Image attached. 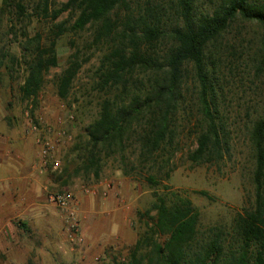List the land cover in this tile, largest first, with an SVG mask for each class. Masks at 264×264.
Returning <instances> with one entry per match:
<instances>
[{
	"label": "trees",
	"instance_id": "1",
	"mask_svg": "<svg viewBox=\"0 0 264 264\" xmlns=\"http://www.w3.org/2000/svg\"><path fill=\"white\" fill-rule=\"evenodd\" d=\"M1 2L5 10H15L18 20L28 16V8L51 22L64 12L69 16V21L50 26L46 41L40 34L29 37L26 33L18 41L25 71L18 86L22 100L36 101L46 74L58 65L56 41L63 34L90 30V49L102 52L91 86L100 96L97 116L85 127L87 143L79 166L83 175L97 179L103 158L118 155L126 161V143L133 135L139 161L149 163V168L159 173L178 150L177 138L184 122L185 126L192 125L190 133H194L195 148L187 154L191 163L217 164L224 159L231 138L220 100L222 80L225 69L234 63L233 57L240 56L237 53L244 48L228 37L244 24L264 27V2ZM12 29L13 24L11 33ZM252 45L251 67L254 77L260 79L264 76V33ZM88 59L76 50L56 76L60 100H67L76 74ZM16 61L13 58L12 62ZM247 139L253 200L235 213L228 226L202 229L200 212L188 197L154 190L149 208L140 214L147 218L145 229L129 250L126 262L118 264H264V94L259 110L248 120ZM81 147L75 144L72 149ZM66 171L63 168L57 173L58 179L63 178L60 188L67 186ZM170 171L165 172L167 178ZM147 180L152 186L160 183L153 174Z\"/></svg>",
	"mask_w": 264,
	"mask_h": 264
},
{
	"label": "rangeland",
	"instance_id": "2",
	"mask_svg": "<svg viewBox=\"0 0 264 264\" xmlns=\"http://www.w3.org/2000/svg\"><path fill=\"white\" fill-rule=\"evenodd\" d=\"M54 1L58 5L67 0ZM27 14L28 16L18 20L15 10H5L0 0V131H8L14 136L25 131L35 141L36 133L33 135L30 132L31 126H35L52 141L53 154L60 162V170H67L64 173L67 186H58L52 190L71 189L77 200V211L79 194L94 196L89 207L92 209L97 204L100 208L91 221L96 224L98 231L105 228L106 241L98 243L99 238L96 237L99 233L90 234L93 245L86 247L82 245L85 237L81 233L82 241L74 242L72 249L82 246L86 254L83 252V260L73 264L125 263L129 250L145 229L147 218L140 214L149 208L154 190L175 192L188 197L200 212L199 224L202 229L212 225L228 226L235 213L252 202V157L247 127L248 120L261 106L264 76L260 79L254 77L250 49L254 47L252 42L261 39L263 26L244 24L234 30V35L230 34L228 37L230 41L244 48L238 51L239 57H233L234 63L230 69H225L226 74L222 80L224 93L220 100L230 131L231 148L221 162L196 165L188 160V152L195 148L194 133H190L192 125L185 126L184 122L177 138L178 150L170 164L159 173L156 174L155 168H149V163L142 164L139 161L138 143L133 135L126 143L127 160L122 161L118 155L103 158L100 175L95 179L92 175H83L79 166L87 143L85 127L96 118L98 112L100 95L91 86L102 52L90 49V30L63 34L56 41L58 65L50 68L46 74L44 87L38 93L36 101L22 100L18 86L23 82L25 71L18 41L25 38L24 33L29 37L40 34L43 41H46L51 25L63 20L69 21L67 12L54 22L32 8L27 9ZM12 24L11 33L9 30ZM238 40L241 41L238 43ZM76 50H79L80 57L89 59L76 74L67 100H60L56 94L55 78L67 66ZM13 58L17 60L15 63L12 62ZM75 144L82 147L74 150L72 148ZM170 168L167 178L165 172ZM151 174L160 182L158 185L152 186L147 180ZM58 180L63 181V178ZM109 196H113V203H107ZM110 209L116 211L108 213ZM77 213L81 232L82 216L79 211ZM153 213L152 211L150 214ZM116 221L118 227L113 232L110 227ZM120 231L122 238L119 237Z\"/></svg>",
	"mask_w": 264,
	"mask_h": 264
},
{
	"label": "crops",
	"instance_id": "3",
	"mask_svg": "<svg viewBox=\"0 0 264 264\" xmlns=\"http://www.w3.org/2000/svg\"><path fill=\"white\" fill-rule=\"evenodd\" d=\"M18 135L0 131V264L80 262L85 256L82 246L72 249L74 242L67 237L64 219L47 199V192L59 184L57 173L60 170H53L49 162L41 171L39 148L34 138L25 131ZM109 197L107 203H113V196ZM92 199L94 196L79 194L78 211L84 218L81 219V233L85 237L82 245L86 247L92 244L90 234L99 233L98 243L106 241L105 228L98 231L91 221L100 208L96 204L90 209ZM116 223L110 227L113 232L118 227ZM121 234L120 231V238Z\"/></svg>",
	"mask_w": 264,
	"mask_h": 264
},
{
	"label": "built area",
	"instance_id": "4",
	"mask_svg": "<svg viewBox=\"0 0 264 264\" xmlns=\"http://www.w3.org/2000/svg\"><path fill=\"white\" fill-rule=\"evenodd\" d=\"M31 132H35V143L39 148V159L41 171L47 168L49 162H52L53 170H60V162L53 154V143L42 132H39L35 126H31ZM48 202L55 206L64 219L67 229V237L71 242H81L77 200L71 189L61 191L51 190L47 192Z\"/></svg>",
	"mask_w": 264,
	"mask_h": 264
}]
</instances>
